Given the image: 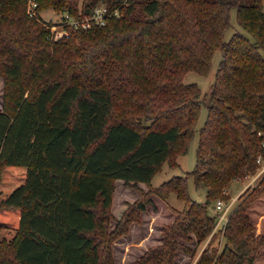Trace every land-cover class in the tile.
Here are the masks:
<instances>
[{
  "label": "trees",
  "instance_id": "1",
  "mask_svg": "<svg viewBox=\"0 0 264 264\" xmlns=\"http://www.w3.org/2000/svg\"><path fill=\"white\" fill-rule=\"evenodd\" d=\"M36 1L31 16L28 0H0V75L9 86L0 109V229L16 232L0 242V264H111L102 249L119 234L109 230L115 181L150 183L188 151L203 99L184 78L208 74L217 50L196 169L156 192H175L186 205L147 261L174 264L179 252L194 253V233L199 242L210 237L196 264H256L264 234L250 211L264 195V173L240 196L221 247L210 205L264 160V0H84L82 9L80 0ZM98 7L104 24L56 41L40 17L51 8L79 21ZM232 8L246 33L226 41ZM190 177L208 188L205 202L190 196Z\"/></svg>",
  "mask_w": 264,
  "mask_h": 264
},
{
  "label": "rangeland",
  "instance_id": "2",
  "mask_svg": "<svg viewBox=\"0 0 264 264\" xmlns=\"http://www.w3.org/2000/svg\"><path fill=\"white\" fill-rule=\"evenodd\" d=\"M80 6L82 9V2ZM99 8V7H98ZM237 10L232 8L230 10L231 25L225 32V40H229L233 33L236 31L246 33L245 29L240 26L237 21ZM41 19L46 22L45 25L51 29L52 39L59 40L65 37L69 31L85 29L82 22H90L94 18L90 15L81 16L78 28L74 24L77 20L74 17H68L67 12H56L49 8L41 12ZM78 21V20H77ZM222 59V51L217 50L214 54L212 61V68L208 74H201L196 71H190L185 75V83H197L202 92L203 104L201 105L199 118L196 124L194 136L188 145V151L179 156L173 155L163 166L159 169L155 177L150 183L137 182L127 184L124 180L115 181V189L113 194V203L111 207L112 221L109 223V230L119 234L112 239L109 249H102L111 255V264H151L147 261L148 253L151 249L159 247L164 244V228L170 226L174 222L178 212L185 208L186 203L181 200L175 192H170L169 197L164 199L156 192L157 189L164 183L176 176H184L187 172H192L196 169L198 161V148L200 144V129L205 125L208 118V104L210 102L208 92L216 80V73ZM9 86L5 78L0 75V109L5 108L9 93ZM118 110L119 107H118ZM117 110V114H119ZM263 158V157H262ZM259 158V168L257 173L252 175L253 178L251 185L245 190L241 191L246 184L251 180L250 177L244 179L233 180L226 188L228 199L218 198L210 205V212L213 215H218L216 206L218 200H224L227 206L232 205L230 215L240 202V196L248 190L259 184L260 179L264 173V160ZM167 190V189H166ZM208 188L204 185L197 187L195 179L189 178V193L190 196L199 201L205 202L207 200ZM241 193V194H240ZM138 202H145L146 209L141 212L136 209ZM131 212V222L122 225L121 221L127 210ZM135 213L132 216V213ZM250 214L257 227V234H264V195L252 206ZM218 223V222H217ZM217 226V224H216ZM217 236L214 239V245L221 247L224 244L223 230L225 227L221 226L216 229ZM216 229V231H215ZM213 232V233H214ZM16 232L11 229H0V242L4 240H12ZM192 241L187 242L194 253L189 254L186 252H179L178 257L175 259L174 264H196L201 257L205 248H207L210 237L199 242L198 237L192 233ZM262 256L256 260V264H264V246L261 248ZM110 264V262H109Z\"/></svg>",
  "mask_w": 264,
  "mask_h": 264
},
{
  "label": "built area",
  "instance_id": "3",
  "mask_svg": "<svg viewBox=\"0 0 264 264\" xmlns=\"http://www.w3.org/2000/svg\"><path fill=\"white\" fill-rule=\"evenodd\" d=\"M29 1V14L31 16H36V6H37V1L36 0H28ZM106 13V9L105 8H97V10L95 11L94 15H92L94 18L90 19V22H82L83 26L85 27V29H88L91 27V21H95L97 24H104V15ZM76 23L74 22V24L76 25V27L78 28V24L80 23L79 21L75 20ZM261 160L259 159L258 162H260ZM225 193L227 194V192L225 191ZM217 212H218V219H217V226L216 229L218 227H225L228 220H229V216H230V211L232 209V205L229 204L227 206V204L225 203L224 200H218L217 201V206H216ZM215 229V231H216Z\"/></svg>",
  "mask_w": 264,
  "mask_h": 264
},
{
  "label": "crops",
  "instance_id": "4",
  "mask_svg": "<svg viewBox=\"0 0 264 264\" xmlns=\"http://www.w3.org/2000/svg\"><path fill=\"white\" fill-rule=\"evenodd\" d=\"M250 178H251L250 182L248 184H246L241 191L245 190L249 185H251L250 183H252L251 181H253V178L251 176H250Z\"/></svg>",
  "mask_w": 264,
  "mask_h": 264
}]
</instances>
